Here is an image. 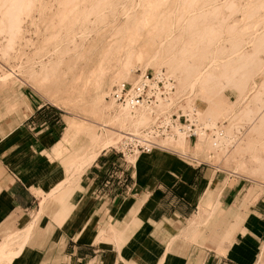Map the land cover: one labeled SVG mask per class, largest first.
<instances>
[{
    "label": "rangeland",
    "instance_id": "rangeland-1",
    "mask_svg": "<svg viewBox=\"0 0 264 264\" xmlns=\"http://www.w3.org/2000/svg\"><path fill=\"white\" fill-rule=\"evenodd\" d=\"M202 1L206 8L204 12H198L200 2L193 7H188V0H118V3L117 0H110L111 3L101 4L95 12L91 13L87 21L83 23L78 21L72 25V31L68 32L69 35L73 34L71 40L67 39L68 33L63 35L65 33V30L62 29L64 26L57 25L56 14L63 7V0H32L30 6L23 9L19 28L15 30L14 34L7 29V19L3 8H1L0 109L5 107L11 111L13 107L8 100L13 99L20 103V109L27 115L30 111L29 95H32L38 103H44L45 106L51 108L56 107L55 109L62 114L61 118L64 122L62 127L65 128L63 139L54 145L53 157L48 158L53 164L52 166L61 171L62 177L64 168L74 157L70 142H75V139L72 138L74 133H72L70 141L65 137L69 123L73 126L74 131L76 128L85 129L82 131L83 134L80 132L77 136L78 140L76 139L84 146L89 144L91 133L93 136L99 135L107 138L109 134L107 131L114 132L109 136L111 145L103 149L100 154L103 152L113 153L116 149L120 150V147L122 148L121 138L124 133L137 132L145 128L144 125V127L134 128L126 122H110L112 117L122 114L118 111L119 105L113 102L114 104L111 106L109 92L115 84L133 82L131 80L140 73L151 72L153 74L158 68H161L164 73L171 71L178 92H175L174 88L171 89L173 94L169 106L173 108L169 112L171 115L182 114L183 122L185 114L181 109L186 106L187 101H190L194 108L200 111L204 110L209 97V86L215 83V81L211 82L207 86L199 83L195 90L191 87H178V80L185 81L184 77L188 75L184 70L185 65L180 63L183 48L192 49L187 57L186 65L197 66L202 70L210 64L213 56H221L225 59L230 57L229 59L235 62L234 50H238L242 54L255 53L256 63L251 64L250 71L244 76L246 78L211 90L214 94H211L210 97H214L213 99L220 107L219 113L215 117V129L204 128L205 132L203 131L201 138L198 137L199 131H201L199 129L196 141L194 137H191V143L189 144L187 141L186 148L178 147V134L175 139L168 136L161 138L158 142L173 151L154 148L149 153L139 152L136 155L126 156L125 163L128 165V169L133 166L138 170L140 168L157 169L159 166V173L172 165L170 162L161 165L163 162L171 161L172 158L175 159L172 160L173 162L177 161L182 166L190 163L192 165L200 163L203 166V163H206L227 174L242 178L246 184L251 185L248 192L253 190L256 192L255 196L259 195L264 189V178L251 174L249 167L253 160L251 156L254 151L253 141L256 142L260 135L250 131L248 127L250 121H247L246 117H243V120H238L237 132L231 131V134L237 135L239 139L234 145L220 144L219 146L218 140L223 139L227 134L229 124L241 117L243 108L264 111V91L261 88L264 81V42L259 45L252 36L255 33L264 34V0ZM229 2H233V7L229 6ZM86 5L89 8L90 2L88 1ZM213 6L218 9L214 11ZM97 13L102 14H98V16ZM187 16L188 18L190 16V19L187 20ZM86 22L89 24L85 25ZM204 27H212L213 35L216 36L210 46L206 38L200 36V34H204L202 31ZM51 29L53 30L51 31ZM84 30L86 31L84 37L86 34L87 36L81 38ZM50 31L51 33L61 32L56 42L59 41L58 43L62 46L67 45L68 51L62 53L64 60L59 64L56 62L59 53L54 51L55 42L51 43L52 45L47 42V38L51 34ZM66 39L67 43H65ZM162 42L164 43L161 44ZM218 50L221 51L217 52ZM157 51L159 54L156 59L149 62V59ZM101 53H104L103 57L106 58L102 63H100ZM123 63H128L130 70L122 76H117L116 69ZM73 65H75L74 68H72ZM231 66L223 68L221 65L212 64L208 70L222 78L230 73ZM81 69L82 74L80 75ZM92 69L94 71L90 73ZM95 80L102 82L97 95L94 90ZM223 80L225 79L222 78L221 81ZM159 85L162 97H164L166 88L161 82ZM257 92L259 99L255 97ZM246 94L248 97L243 101L242 98ZM179 105H182L181 108H178ZM164 110L161 108L159 111ZM254 114V120L251 123L261 124L260 114L262 112ZM191 116L196 117L195 113ZM105 124L108 126H104ZM196 126H199V122ZM199 138L201 140H198ZM212 141H215L216 145H213ZM248 141L249 143H247ZM255 144L257 149L264 150L260 143ZM175 151L187 154V156L182 157ZM155 153L157 154L155 159L148 161L149 157ZM131 161L136 162L137 166ZM140 161L143 164H139ZM35 193L41 195L44 194V191L39 188ZM58 197L57 193L54 194L45 204L57 201ZM16 247V250H12L5 256V263H8L23 246L17 245Z\"/></svg>",
    "mask_w": 264,
    "mask_h": 264
},
{
    "label": "crops",
    "instance_id": "crops-1",
    "mask_svg": "<svg viewBox=\"0 0 264 264\" xmlns=\"http://www.w3.org/2000/svg\"><path fill=\"white\" fill-rule=\"evenodd\" d=\"M29 98L27 115L13 99L0 109V264H264V189L173 158L162 173L128 169L115 152L61 177L48 157L62 114ZM82 131L69 123L65 137Z\"/></svg>",
    "mask_w": 264,
    "mask_h": 264
},
{
    "label": "bare ground",
    "instance_id": "bare-ground-1",
    "mask_svg": "<svg viewBox=\"0 0 264 264\" xmlns=\"http://www.w3.org/2000/svg\"><path fill=\"white\" fill-rule=\"evenodd\" d=\"M88 1L90 2V6H88L89 8H87V5H86ZM0 2H1L0 3V9L3 8V10H4L3 13L7 19V24H6L7 29L9 30V32L14 34L15 30H17L19 28L20 15H21L23 9L29 7L32 0H0ZM107 2L111 3L110 0L109 1H107V0H97V1H94V0L93 1L92 0H63V3H62L63 7L60 8L56 14V17L58 19L57 25L61 24L62 26H64L63 28L62 27L61 28L65 30V33H63L64 31L62 33H63V35L64 34L67 35L66 33H68L69 30L72 31V25L73 24L77 23L78 21H80L81 23H83L84 21H87L88 16L91 15V13L95 12L101 6V4H105ZM199 2H200V4L198 5V10H199L198 12H204V10H206V8L204 6L205 3H203L204 1H202V0H188L187 5H188V7H193L194 5H196ZM117 3H118V0H117ZM133 3H134V1H133ZM178 4H179V1H178ZM229 6L233 7V2H229ZM109 8H110V6H109ZM123 8H124V6H123ZM129 9H130V7H129ZM176 9H178V8H176ZM217 9H218L217 7H214L213 10L216 11ZM104 10H105V8H104ZM126 10H128V9H126ZM123 11H125V10H123ZM132 12H133V10H132ZM194 12H196V11H194ZM113 13H111V14H113ZM98 14H102V13H97V15ZM126 14H127V11H126ZM50 18H52V17H50ZM188 19H190V16H189V18L187 16V20ZM86 24H89V22L88 23L86 22L85 25ZM60 26H58V27H60ZM89 27H90V25H89ZM54 28H55V26H54ZM77 28H79V27H77ZM111 28H112V26H111ZM135 28H136V26H135ZM58 29H60V28H58ZM52 30L53 29H51V31ZM51 31H50V33H51ZM202 31L204 34L203 35L200 34V36L203 38H206L207 42H209L208 45L210 46L211 41H213V39H215V37H216L213 35V32H214L213 28L212 27H204L202 29ZM85 32L86 31L84 30V32H82L83 34L81 33L82 37L79 34L78 35L81 38H83ZM172 32H173V29H172ZM60 33L61 32H59V31L53 32L47 38V42L49 44H51V43L53 44L55 42L54 43V46H55L54 51H55V53H59V58H57L58 60L56 61L58 64L63 62L64 58L62 57V53H64L67 50V45L64 44V46H62L61 44L58 43L59 41L56 42V40L59 39V36L61 35ZM12 34H10V35H12ZM70 35L68 33L67 39L69 38L71 40V37L73 34L71 36ZM79 36H77V37H79ZM86 36H87V34H86ZM86 36L84 38H86ZM252 36H253V40L257 44L261 45L264 42V34L255 33ZM168 38H169V36H168ZM67 39L65 40V43H67V41L69 40V39L68 40ZM6 41L8 42L10 40H6ZM10 42L8 43L9 45H10ZM57 43H58V45H57ZM69 43H71V42H69ZM163 43L164 42H162L161 44H163ZM160 47H161V45H160ZM191 50L192 49H190L189 47L183 48L181 50L180 63L183 66L185 65L184 70L187 72L188 75L186 77H184L185 81H183L181 79L178 80V85H179L178 87L179 88L191 87V89L195 90V87L199 83H202L204 86H207L211 82L215 81L214 84L209 86V90H208L209 97H208V101L205 104L204 110L200 111V110L194 108L190 101L189 102L187 101L186 106L181 109L182 112L185 114L184 116L187 118V120L192 125L191 133H193L195 135V141H196L197 134L200 132V134L198 136V137H200L203 134L204 128H207V127L214 128L216 126L215 117H216L217 113H219L220 107H219V105L216 104L215 99H213L214 97H210L211 94H214V93H212L213 91H211V90L214 88H219V87L228 85L232 82L236 83V82H238V80L246 78V77H244L245 74L250 71L251 64H253V62L256 63V60H254V54L255 53H252V54H245L244 53V54H242L238 50L237 51L234 50L235 53H233V55L236 56V61L234 60L235 62L231 61L229 59L230 57L229 58L227 57V59H225L221 56H213V58L210 61V64L206 67V69L202 70L197 66L186 65V63H188L187 57L190 54ZM158 51L152 55V57L149 59V62L156 59L157 54H159ZM161 51H162V49H161ZM220 51L221 50H218L217 52H220ZM175 54H176V51H175ZM103 56H104V53H101L100 63L105 62V60H106V58H104ZM210 56H211V54H210ZM170 61L172 62V60H170ZM212 64L221 65L223 68H226L229 65L231 66L232 64L233 65L229 69L230 73L228 75L222 77L225 80L221 81V79H222L221 77L215 76L214 74H212L208 70L212 66ZM45 67L46 66L44 65V68ZM70 67H69V69H71ZM74 67H75V65L72 66V68H74ZM129 70H130L129 64L123 63L117 67V69H116L117 73L116 74H117V76H122L125 73H128ZM161 70H162L161 68H158L155 71V73H153V78L150 81L149 93L151 95V101L149 103L143 104V105L135 107V108H129L127 106H120L118 111L122 112V114L120 116H114L110 120V122H113V121H119L120 123L126 122L129 125L133 126L134 128H138V127L143 126V125L145 126V128L142 129L141 131L124 133V135H122L123 137L121 138L122 148L125 146L128 139L129 140L132 139L131 138L132 136H136L139 138H142V137L149 138L151 140L152 144H154L152 147V150L154 148H165L167 150H172L168 147L161 145L158 142L159 139L167 137V136L170 138L172 137L171 139H175V136L178 134L179 135V137H178L179 143L177 144L178 147L179 146L185 147V143H187L188 139H190L189 132L184 130L182 122L178 119V117L182 114H175L176 117L174 118V115L173 114L171 115V113L169 112V110L173 108L172 106L171 107L169 106L170 103L172 102V94H173L171 89L174 88L175 92H178L177 86L174 84V81L172 79V78H174L173 77L174 75L171 71L170 72L166 71V73H164ZM93 71H94V69L90 70V73H92ZM260 71H262V70H260ZM44 73H45V69H44ZM79 73H80V75L82 74V69L80 70ZM256 73H257V71H256ZM140 75H141V73L139 75L135 76L131 81H136L140 77ZM160 82L166 88V92H165L164 97H162V91H161V88L159 85ZM94 83H95L94 90H95L96 95H97L100 91L102 82H100V81L97 82V80H95ZM253 85H255V84H253ZM261 86H262L261 87L262 90L264 91V81H263ZM253 87H255V86H253ZM252 90H254V89H252ZM252 90H250V91H252ZM258 92L255 95L256 99L258 98V94H259ZM216 94H217V92H216ZM109 95H110V92H109ZM247 97H248V94L243 96V98H242L243 101H245L247 99ZM111 102H112L111 106H113L114 103L112 100H111ZM179 106L180 107H178V108H181L182 105H179ZM167 107H168V109H167ZM161 108L165 109V110L159 111ZM241 112H242L241 117H239L237 120H235L229 124L227 134H225L223 139L218 140V142H219L218 144H219V146H220V144L221 145H225V144L226 145H228V144L234 145L239 139H238L237 135L231 134V131L234 130L235 132H237L238 120H243V117H246L247 121H250V123L248 124L250 131H253L255 134L260 135L259 139H257L256 142L253 141L254 142V145H253L254 151L251 154L253 160H252V163H250L249 172H251V174H253V175L262 176L264 178V150L257 149L256 144H255V143H258V144L260 143V145L264 148V111L262 110L261 111L262 114H260L261 113L260 109L256 110V111H252L248 107H245L242 109ZM193 113H195V116H196L194 118L191 116ZM254 113L260 114L261 124H259V125L252 124L253 120H254V115H255ZM197 122H199L198 127L196 126ZM104 126H108V125L105 124ZM158 126H163L165 128L163 130H158L155 128ZM199 129L201 131H199ZM107 133H109L107 138L100 137L99 135H96L94 137H89L90 141H89V144L87 146H84L83 144L81 145V143H79L77 141H75V142L70 141L71 137H70V133H69L66 138L71 142L72 150L76 151L78 158L74 159L72 161H69L68 166L64 168L65 171H71L72 169L73 170L78 169V168H81V166L88 167L91 164V162L93 161V159L100 153L101 150H103V149L107 148L109 145H111V141L109 139V136L114 132L107 131ZM200 138L198 140H201ZM247 143H249V141ZM212 144L216 145V142L212 141ZM152 150L150 152H152ZM139 152H143V151H136L133 154L136 155V153H139ZM175 152L177 154L181 155L182 157L187 156V154H183V153L178 152V151H175ZM145 153H149V152H145ZM133 154H127L126 156L133 155ZM154 155H156V153L153 154V156ZM43 201L44 200H42L41 202L43 203ZM7 246L5 244L3 247H7Z\"/></svg>",
    "mask_w": 264,
    "mask_h": 264
},
{
    "label": "built area",
    "instance_id": "built-area-1",
    "mask_svg": "<svg viewBox=\"0 0 264 264\" xmlns=\"http://www.w3.org/2000/svg\"><path fill=\"white\" fill-rule=\"evenodd\" d=\"M153 78V74L150 73H141L140 77L133 82H121L115 84L110 91V99L119 106H127L129 108H135L143 104H147L151 101V95L149 93L150 81ZM176 115H174V118ZM182 115L178 119L182 122ZM182 125L185 131L189 132V137H194L195 135L191 133L192 125L187 120L186 117H183ZM158 130H163L165 127L158 126L155 127ZM221 135V133L219 132ZM131 140H127L123 148L120 147V150L115 151L119 153L122 157L126 158L127 154H133L136 151L150 152L154 144H152L149 138H139L132 136ZM200 164V163H198Z\"/></svg>",
    "mask_w": 264,
    "mask_h": 264
}]
</instances>
